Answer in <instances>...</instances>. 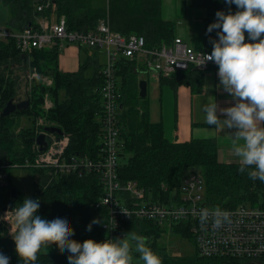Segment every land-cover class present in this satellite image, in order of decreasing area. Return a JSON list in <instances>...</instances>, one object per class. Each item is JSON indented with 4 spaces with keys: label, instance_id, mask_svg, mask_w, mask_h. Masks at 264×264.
Masks as SVG:
<instances>
[{
    "label": "trees",
    "instance_id": "trees-1",
    "mask_svg": "<svg viewBox=\"0 0 264 264\" xmlns=\"http://www.w3.org/2000/svg\"><path fill=\"white\" fill-rule=\"evenodd\" d=\"M186 7L205 9L204 50L211 52V40L216 38V30L206 33L208 24L216 17L217 10L235 12V5L228 6L223 0H184ZM9 8L7 28L19 32L27 25L36 28L40 17L56 20L64 17L66 29H95L103 19L112 31L124 35H139L145 39L146 46L155 48L169 45L176 37L177 24L173 19L162 15L163 0H0ZM42 11H37L38 6ZM48 5V6H47ZM247 39V34H246ZM152 45V46H151ZM85 58L77 72H64L58 68L60 43L43 48L21 51L15 38L0 39V110L10 99H17L21 83L18 68L36 72L31 77V87L26 99L29 107L22 111L0 118V214L7 204L11 187V169L26 168L34 172L31 198H40V211L48 214L66 212L74 229L71 237L77 241L109 239L107 228V208L100 203L103 185L99 174L92 168L89 172L65 174L50 167H35L32 162L37 150L34 138L44 125L57 126L62 134L69 137L64 154L67 157L89 158L93 162L103 160L102 140L104 134V111L100 89L103 84L104 64L99 62V50L80 47ZM141 67L136 59L120 58L116 64V82L119 91L117 109V177L123 183L132 180L147 192L164 194L177 190L186 171L200 168L204 180V197L210 207H236L238 204L264 207V182L252 179L248 170L240 172L241 163H224L217 157V142L213 138H192L184 142L170 141L166 138L161 122H152L149 116V100L139 97L136 68ZM89 70V71H88ZM143 70V69H142ZM88 71V72H87ZM52 82L46 85L42 78ZM160 84L175 88L184 84L192 91L201 90L203 71H177L168 77H161ZM45 94L51 102L44 108ZM27 117L31 125L16 130L19 119ZM42 119L44 125H39ZM255 166H251L254 168ZM170 187V188H169ZM165 195V194H164ZM14 208H18L16 201ZM93 218L101 221L86 226ZM5 227L0 221V252L9 256V264H24L15 253L12 239L6 236ZM174 229V230H173ZM180 230V231H179ZM166 231L180 237L191 238L181 224H173ZM124 235L114 238L135 236L146 237V245L162 260V264H249L251 260L232 257H203L194 249L190 254H172L166 245L159 242L162 229L151 220L130 219L122 225ZM60 245L58 239L47 241L38 253L43 264H68L69 253L45 250V246ZM131 253L133 251L131 250ZM134 256H140L138 252Z\"/></svg>",
    "mask_w": 264,
    "mask_h": 264
},
{
    "label": "built area",
    "instance_id": "built-area-1",
    "mask_svg": "<svg viewBox=\"0 0 264 264\" xmlns=\"http://www.w3.org/2000/svg\"><path fill=\"white\" fill-rule=\"evenodd\" d=\"M42 9L41 5L37 7V11ZM9 37L15 38L21 51L48 47L56 42L62 45V41H66L75 46L97 49L105 55L104 81L100 89L104 111L103 160L95 163L87 157L66 158L64 151L69 141L68 135L46 132V148L39 151L34 142L33 147L38 152L32 162L26 161L24 165L32 163L35 167H50L65 174L89 172L94 168L103 185L100 203L107 208L109 239H115V231L117 235L123 236L120 232L123 223L133 218L151 220L163 230H170L173 224L179 223L190 233L194 249L200 256L232 257L264 264V207L243 203L228 208L210 207L204 197L205 185L202 176L192 173L185 174L177 190H169L165 195L147 192L132 180L121 183L117 177L116 122L120 96L115 71L118 59H136L141 63L143 73H149L158 80L177 71L189 69L205 72L211 67H217L212 61L200 64L202 55L211 52L195 50L178 36L169 45L149 48L143 36H127L112 31L103 19L98 21L95 29L68 31L64 17L52 21L48 17H40L36 28L28 26L16 32L0 27V39ZM36 74L30 73L29 77H38ZM42 81L46 85L52 82L47 77H43ZM47 96L45 94L43 102L45 109L51 107ZM38 124L44 125V121L39 119ZM40 132L44 131L38 133ZM3 183L0 174V185ZM171 192L174 194L171 195ZM205 208L209 212L217 208L227 211L229 221L219 228L212 227L211 218L202 224L200 211ZM15 209H2L0 214V221L10 239L14 230Z\"/></svg>",
    "mask_w": 264,
    "mask_h": 264
},
{
    "label": "clouds",
    "instance_id": "clouds-1",
    "mask_svg": "<svg viewBox=\"0 0 264 264\" xmlns=\"http://www.w3.org/2000/svg\"><path fill=\"white\" fill-rule=\"evenodd\" d=\"M236 11L217 10L216 19L206 33L216 30L210 54H203L200 64L212 61L223 90L234 103L221 108L215 101L204 103V121L220 130L232 129V151L241 161L240 172L248 170L252 179L264 182V0H223ZM247 34V39H246ZM218 112L223 113L220 119ZM243 143H239V141ZM255 166L251 168V166ZM40 198H24L14 212L11 237L15 253L24 264H43L38 253L47 241L58 239L69 255L68 264H131L129 242L124 238L82 242L72 239L74 229L66 212L48 214L40 210ZM219 228L229 221V213L219 208L200 211V221ZM101 223L93 218L86 226ZM3 233H0L2 236ZM146 237L135 236V249L144 264H162L161 258L146 245ZM9 256L0 252V264H9Z\"/></svg>",
    "mask_w": 264,
    "mask_h": 264
},
{
    "label": "crops",
    "instance_id": "crops-1",
    "mask_svg": "<svg viewBox=\"0 0 264 264\" xmlns=\"http://www.w3.org/2000/svg\"><path fill=\"white\" fill-rule=\"evenodd\" d=\"M204 8L186 7L184 0H163L162 15L165 19L176 21V36L181 37L185 43L192 46L195 50H204V17L206 15ZM182 16L186 19L176 18ZM203 47V48H202ZM99 53V62L102 51ZM85 58V53L75 44L62 41L58 55V68L64 72H74L78 70L80 64ZM16 72L19 69L15 64ZM138 81L145 79L153 83L152 98L149 100V116L152 122H161L166 138L170 141L184 142L192 138H213L217 142L218 160L224 163L238 162V157L232 151V129L220 130L217 126H209L204 121V113L201 106L204 103L215 101L221 108L231 106L233 98L226 93L220 85L217 76V67H211L203 72V84L201 90L192 91L184 84L171 88L168 85L160 84V79L151 77L149 73L142 74V68L135 69ZM29 72L28 69H26ZM89 71V70H88ZM87 71V72H88ZM18 73V72H17ZM22 77V76H21ZM139 83V82H138ZM148 87V85H147ZM139 88V87H138ZM139 94V92H138ZM220 119H224L223 113L218 112ZM264 123V122H262ZM243 143V141H239ZM194 250V249H193ZM59 253H68L61 245L56 246Z\"/></svg>",
    "mask_w": 264,
    "mask_h": 264
},
{
    "label": "rangeland",
    "instance_id": "rangeland-1",
    "mask_svg": "<svg viewBox=\"0 0 264 264\" xmlns=\"http://www.w3.org/2000/svg\"><path fill=\"white\" fill-rule=\"evenodd\" d=\"M176 18H182V16H177ZM9 19V8L8 6L4 3H0V27H7V22ZM186 19V16L184 18H182V20L184 21ZM181 20V19H179ZM83 52V51H82ZM100 60L103 62L105 61V58L101 55L100 56ZM17 72L21 73V83L18 89V96L17 99L20 100H25L28 91L30 90L31 87V78L29 77L30 75L28 74V72L26 71V69H22L19 68L17 70ZM143 74V72H142ZM148 87H147V92L149 94V97L152 98L153 96V91H152V85L153 83L151 81L148 82ZM48 125H50L49 123H47ZM31 125L30 120L27 117H23L19 119V123L16 126V130H18L21 127H27ZM187 173H192V174H196L198 176L201 177V171L200 168H194L193 170H188L186 171L185 174ZM34 180V172L32 170L26 169V168H12L11 172H10V182L15 185L19 191V199H17L16 201V205L19 207L21 201L24 198H31V187H32V183ZM174 192H171V195H173ZM162 229V228H161ZM162 237L160 238L159 242H163L167 249L168 252L172 253V254H190L192 253L194 246L192 243V237L191 238H186V237H180L176 234H171L170 232L163 230L162 229ZM129 244H130V248L131 250L134 252H136L135 249V244L132 241L131 237L128 236L127 238H125ZM45 250H49V251H56V246L55 248L52 246H45L44 247ZM133 253H131L132 255V261L131 264H144L143 260L140 258V256H134ZM249 264H258L256 261H252Z\"/></svg>",
    "mask_w": 264,
    "mask_h": 264
},
{
    "label": "water",
    "instance_id": "water-1",
    "mask_svg": "<svg viewBox=\"0 0 264 264\" xmlns=\"http://www.w3.org/2000/svg\"><path fill=\"white\" fill-rule=\"evenodd\" d=\"M27 25L23 26L25 29ZM139 87V97L144 98L147 95V81L145 79H140L138 83ZM30 103L28 99L17 101L15 99H10L5 106L0 110V118L7 117L16 111H24L29 107ZM44 132L37 133L34 138L35 143L38 145V150L43 151L46 148V132L47 133H57L62 134V130L57 126H45L43 128ZM18 198L16 188L11 187L10 195L7 199V204L3 207V209L11 210L14 207L15 200Z\"/></svg>",
    "mask_w": 264,
    "mask_h": 264
},
{
    "label": "bare ground",
    "instance_id": "bare-ground-1",
    "mask_svg": "<svg viewBox=\"0 0 264 264\" xmlns=\"http://www.w3.org/2000/svg\"><path fill=\"white\" fill-rule=\"evenodd\" d=\"M152 46V45H151ZM203 48V47H202ZM170 188V187H169ZM174 230V229H173ZM180 231V230H179Z\"/></svg>",
    "mask_w": 264,
    "mask_h": 264
}]
</instances>
